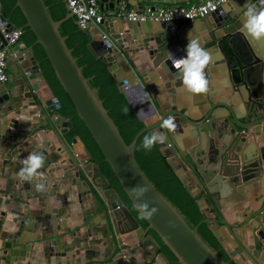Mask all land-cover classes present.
<instances>
[{
	"label": "water",
	"instance_id": "1",
	"mask_svg": "<svg viewBox=\"0 0 264 264\" xmlns=\"http://www.w3.org/2000/svg\"><path fill=\"white\" fill-rule=\"evenodd\" d=\"M97 1L101 9L106 11H113L120 2H129V0ZM136 1H140L136 4L140 10L143 6L142 2H146V5H154L153 3L157 0ZM161 1L180 3L187 0ZM247 3L255 5L258 9L264 8V0H247L244 6ZM15 6L20 8L26 19L25 24L19 28L22 31L25 28L31 30L35 41L27 50L28 55H20L18 66L19 77L22 80L21 89L14 91L7 86L0 87V118L11 111L20 117L24 115L25 105H28L39 113L53 111V119L64 120L69 128H72L70 121L59 114L60 103L44 78L34 55L33 46L39 44L62 88L69 96L77 116L96 142L131 204L147 222L146 226L141 224L119 193L109 186V180L98 163L92 161L86 147L88 162L81 161L83 164H80L78 159H68L69 165L67 168L64 166L63 170L57 168L45 172L47 166L58 159L54 154L47 155L45 166L40 170L44 173L42 183L49 185L45 192L54 191V196L62 200L64 205V201L72 199L69 196L74 192L73 175L77 177L76 183L80 185V188H77L78 194L82 190L81 185L87 184L84 190L86 195L95 200L98 211L102 213L101 221L95 224L90 222L89 226L102 227L109 235L110 246L105 263L145 264L152 261L160 248V242L152 234L151 231H153L176 256L179 264H229L200 234L199 225L206 223L211 235L221 248L227 250L228 256L234 259L235 264H264V189L260 194L261 189L258 184L259 179L264 175V42H249L241 33L244 6L233 13L232 10H227L221 5L217 12L209 15L212 20L210 22L212 26L209 28L210 37L198 39L204 48L214 38H218L215 44L206 48L210 49L209 52H217L222 48V38L223 44L229 45L230 53L226 55L227 50L219 51L222 59L219 61L211 59L209 66L205 69L209 80V91L207 94L198 95L195 103L200 110L195 116L186 111L189 103L190 107L192 106L189 99L190 93L181 88V77L167 56L168 53H171L174 58L186 56L187 43H184L182 38L188 35L185 28L186 26L191 28L192 22L178 20L175 23H167L151 19L136 22L125 18L104 19L97 30L106 33L105 40L95 34L96 30L92 32L91 28L82 29L90 35L87 49L91 55L105 62L120 91L143 120L144 127L128 144L98 97L97 88L91 87L89 79L83 75L82 67L77 64L76 58L65 42V37L59 31L60 24L69 18H73L77 24L68 6H65L67 13L59 20L52 18L44 0H15ZM132 6L135 8L134 4ZM207 18L197 19L206 22ZM4 20L0 12V22ZM145 23L147 24L144 25ZM124 25H126L125 30H123ZM13 28L15 26L7 21L6 31ZM213 29H219V31ZM0 38L3 39L1 31ZM3 41L6 43L5 40ZM129 51L132 53L129 54ZM148 60L152 65L148 64ZM223 62H226L229 71L234 72L231 77L234 89L242 92L240 98L237 96L239 93L234 94L238 100L221 101L214 99L211 95V92L216 93L211 88V73L215 72V65ZM158 66L160 69L152 73V67ZM123 69L125 72L122 74ZM165 69L169 71L168 74L164 72ZM240 86H243L245 91ZM132 88H137L139 91L138 98L129 94ZM156 112L160 114V118L155 117ZM169 116L175 119L176 131L173 133L166 129L165 143L156 144L159 152L166 158L174 174L191 196L193 194L189 190L190 184L187 180L190 179V175H193L200 189L195 197H201L208 205H214L211 212L215 217H211L208 214L209 206L204 207L201 202H198L202 220L195 226H190L181 211L156 188L134 155L139 136L145 131L153 133L163 131L161 122ZM7 131V128L0 127V139L3 134H7ZM186 134L191 138L186 142L187 148L181 150L178 137ZM15 136L20 139L23 137L20 131H17ZM256 136H259L261 140L257 143L258 150L250 148L242 154L243 144H246L249 138L255 140ZM11 148L10 146L9 149ZM15 152H11V155ZM176 154L189 167V171L171 160L172 156H177ZM5 159H9V156ZM18 165L20 169L22 164ZM91 172L93 175L89 179L93 178V183L85 176V173ZM21 183L24 182L21 181ZM67 183L68 186H66ZM134 187H137L138 191L139 188H147V191L143 196H137L131 191ZM32 189L36 194L41 193L34 187ZM243 189L261 199L259 206L251 208L240 222L229 223L224 216L223 220H219L215 211L223 213L220 202L222 192L230 190L241 193ZM60 190H64L63 198H60ZM77 198L78 209H82L81 203L85 199L82 200V194L77 195ZM36 200L39 210L34 217L37 223H42L44 227L53 220V215L56 217L58 212L62 213L57 209L61 206L60 204H51L48 201L43 205L41 196ZM242 202L243 200L237 206H240ZM144 203L148 205L145 211L157 209L150 218L141 215L140 205ZM41 204L48 210L43 209ZM31 205H29L30 209ZM37 205L35 204L33 209ZM22 216L15 230L11 229V232L3 230L2 221H0L1 264H21L26 257L33 259L28 254L31 248L30 243L39 240L40 237L27 233L33 231L35 223L30 221V217L24 211ZM55 222L59 223L58 220ZM170 223L174 226H170ZM250 224L252 225V242L245 244L239 237L238 230L244 231L243 226ZM140 249H150V253H146V258L142 261H138L134 256L135 251L140 252ZM237 254L242 257L240 262L235 259ZM159 255L164 260V264H171L164 253L161 252Z\"/></svg>",
	"mask_w": 264,
	"mask_h": 264
},
{
	"label": "crops",
	"instance_id": "2",
	"mask_svg": "<svg viewBox=\"0 0 264 264\" xmlns=\"http://www.w3.org/2000/svg\"><path fill=\"white\" fill-rule=\"evenodd\" d=\"M62 1L66 3V0ZM196 1L197 0H187L180 3H168L157 0L153 4L156 7L169 6L174 4H182L187 6ZM246 1L247 0H229L228 6L226 7L224 4L223 6L227 10H232V12L234 13L238 9H241ZM137 2L140 1L129 0V2L127 1L125 4L130 9L139 10L138 5H136ZM120 3H118V5ZM131 3L134 4L135 8H133ZM142 3V9L148 5H146V2ZM207 17L208 18L206 22H202L201 20L197 19L194 22L190 23L191 28L189 26H186L185 29L188 31V35L183 36L182 40L184 43L188 44L189 38H195L198 40L210 37L209 28L212 26L210 24L212 20L209 16ZM146 24L147 23H145L144 25ZM90 28L92 29V32L96 30L95 34L100 36L101 31L97 30V27L91 26ZM125 29L126 25L123 26V30ZM213 30L219 31V29ZM28 36L29 35L27 30H24L22 31V34L16 43L7 45L8 80L5 83H0V87L7 86L14 91H19V89H21L20 82L22 80L19 77L18 66L19 59L21 58L20 55H28L27 50L34 43L33 42L32 44L28 45L24 41ZM217 40L219 39L214 38L204 48L206 49L209 46L215 44ZM221 42L222 48H220L219 51L227 50L226 55H229V45L223 44L222 38ZM36 46L37 44L33 46L34 55ZM219 51H210L209 53L211 55V59H216L218 61L222 59ZM130 53L132 52L129 51V54ZM148 64L152 65L150 60H148ZM220 65H215V72L211 73V88L216 91V93L211 92V95H213L214 99H219L221 101L238 100L236 99V96H234V94L239 93L237 94V96H239L240 98V93L242 92L239 90H235L233 87L231 77L234 72L228 70L226 62H223ZM152 68V73L160 69L159 66ZM235 68L237 69V67ZM124 72L125 69L122 70V74ZM164 72L166 74L169 73L167 69H165ZM240 88L245 91L243 86H240ZM129 94L134 98L139 97V91L137 90V88H132ZM189 99L192 106L190 107L189 103V108H187L188 110L186 109V111H188V113L192 116H195L200 110L199 106H197V103H195L196 100H198V95H192L190 93ZM128 102L130 103L129 100ZM25 106L26 107L24 108V110L21 109L25 111L24 115H20V117L17 116L14 111H11L6 116L0 118V127H5L8 129L7 134H3L0 139V221H2L1 225L3 230H7L9 232H11V229L15 230V228L17 227L16 225H18V220L23 217V211L30 217V221L35 223L32 232H27V230H25V232L34 237L39 236L40 239L33 242L31 241L30 243L31 248L28 254L33 259L31 260V258L26 257L24 258V262H21V264H107L105 263V259L108 257V248L110 246L109 235L107 234V231L102 227L94 228L89 226L90 222L91 224H95L98 223V221H101L102 213L98 211L95 200L91 199L88 194L86 195V192L84 191L87 188L86 183H84V185H81L82 190L78 194L77 188L79 189L80 185L76 183L77 177L73 175L72 179L74 180V185H72V188H74V192H72V194L69 196V198L72 199H70V201H64L63 205V201H60L56 196H54V191L36 194L32 189V183L22 181L18 177V164H22V161L25 159V157L33 151H39L43 154H45L46 152L45 156L51 154L57 156V161L55 163H50L47 166L45 172H48L49 169L56 170L57 168H61L63 170L64 166L65 168H67V166L69 165V163L67 162L68 159H78L80 164H83L81 163V161L88 162L86 161L87 154L85 151L86 146L84 142L78 135H75L73 137L68 136L67 130L64 126V120L61 121V119H53V111H45L44 113H39V111H35L33 107L28 105ZM156 106L159 110L157 104ZM182 111H185V109H182ZM157 113L158 112H156L155 117L160 118V114ZM137 117L142 120L138 115ZM186 127H184V129H186ZM17 131H20L21 135H23L21 139L20 137L15 136ZM149 133L151 135L153 132L149 131ZM159 133L165 135L167 132L166 129L163 128V131ZM190 138L191 136L188 134L180 138L178 137V139L180 140L179 145L181 150L187 148L186 146H188V144L186 142ZM19 140L21 141L17 143ZM259 142H261L259 136H256L255 140L249 138L246 141V144H243L242 146V154L246 153L248 150H250V148H252V150H258L257 143ZM10 146L12 147L11 149H9ZM13 151L16 152L11 155V152ZM176 155L177 156H172L171 160L176 161L186 171H189V167L181 160L178 154ZM8 156L9 159H5L8 158ZM73 172L75 174V168L73 169ZM46 175H48V173H46ZM92 175V172L89 174L85 173L87 180L93 183V178L89 179L90 177H92ZM190 179L187 180L185 176V180H187L190 184L189 190L192 192L193 197H195L196 194H199L200 192L199 186L197 184L198 181L196 180V178H194L193 175H190ZM81 180L83 181L82 176ZM21 181L24 183H21ZM258 184L261 189L259 192L260 194H262V190L264 189V175L261 179H259ZM48 186L49 185H46V188ZM66 186H68V183ZM109 186L111 187V185ZM59 194H61L60 198H63V196L65 195L64 190H60ZM80 194H82V200L85 199V201L81 203L83 204L82 209H78L79 203L77 195ZM221 195V209L223 210L224 214L219 213L218 210L217 212L215 211V213L218 216L219 220H223L224 216V219L226 218L229 223L240 222L244 218L245 214L251 211V208L259 206L261 200L260 198L254 197V195H250V193L246 192L245 189H243L241 193H236L230 190L223 191ZM40 196L43 197V205L47 204L48 201L51 202V204L61 205L59 207L57 206V209L62 213L60 214V212H58L56 217L53 215V220L50 221L48 225H45V227L44 225H42V223H37V220L34 217L36 215V212L39 210V206L37 205L38 202H36V199ZM195 198L197 204L198 202H201L204 207L209 206V216L215 217V215H213L211 212L214 206L213 204L208 205L201 197ZM242 200V204L240 206H237V204ZM34 203L37 205L35 209H33V206L35 205ZM29 205H31V209L29 208ZM43 205L41 207L48 210L47 207L45 206L46 208H44ZM26 206L28 207L27 209L24 208ZM55 220H58L59 223H56ZM251 227L252 225L250 224L247 226H243V228H245L244 231L238 230V235L245 244H249L252 242ZM154 237L158 240L157 236L154 235ZM221 249L227 255L228 262L230 261L235 264L234 259L228 256L227 250L223 248ZM161 252L165 254L160 243V248L158 249L157 256L152 261L146 262L145 264H164V260L159 255V253ZM146 253L149 254L150 249H140V252L136 250L134 256L138 261H142L146 258ZM235 259L240 262L242 260V257L237 254L235 256Z\"/></svg>",
	"mask_w": 264,
	"mask_h": 264
},
{
	"label": "trees",
	"instance_id": "3",
	"mask_svg": "<svg viewBox=\"0 0 264 264\" xmlns=\"http://www.w3.org/2000/svg\"><path fill=\"white\" fill-rule=\"evenodd\" d=\"M44 2L48 6L54 20H59L67 13L65 7L66 3L62 0H44ZM0 4V12L5 20L16 28L22 27L25 24L26 19L20 8L15 6V0H0ZM25 30H27L29 36L26 37L24 41L30 45L35 41V36L28 28H25ZM59 31L61 35L65 37V42L71 49L72 55L76 58L77 64L82 67L83 75L89 79L91 87L97 88L98 97L102 100L103 106L108 111L109 116L114 121L124 141L127 144L130 143L135 134L144 127V123L137 117L133 107L130 105L125 95L120 91L115 78L107 69L105 62L101 58H94L88 51L87 44L90 41L89 33L80 29L77 24L74 23L73 18H69L62 22L59 26ZM35 55L44 78L60 103V108L58 109L59 114L64 119H68L72 125V128H69L67 122L64 123L68 136L73 137L78 135L82 139L91 155L92 161L98 163L102 172L109 180L111 187L119 193L123 201L130 207L133 214L139 218L141 224L146 226L147 222L142 219L135 207L131 204L130 199L123 191L119 181L105 161L96 142L82 120L77 116L69 96L62 88L46 54L39 44L36 46ZM145 136H150L149 131L142 133L135 144L134 155L138 164L148 178L154 183L156 188L181 211L189 225H197L202 220V215L199 211L196 198L186 191L178 177L174 174L166 158L159 152L157 145L150 151L142 147ZM198 229L204 239L218 251L222 259L228 262L227 255L222 251L215 238L211 235L207 228V224L201 223ZM151 232L157 236L153 231ZM157 238L168 260L171 261L172 264H179L172 251L163 244L158 236ZM228 263L234 264L230 261Z\"/></svg>",
	"mask_w": 264,
	"mask_h": 264
},
{
	"label": "clouds",
	"instance_id": "4",
	"mask_svg": "<svg viewBox=\"0 0 264 264\" xmlns=\"http://www.w3.org/2000/svg\"><path fill=\"white\" fill-rule=\"evenodd\" d=\"M222 3L227 7L229 0H222ZM240 31L249 42L264 41V8L258 9L255 5L247 3L241 17ZM167 56L172 61L173 67L178 71L181 77V86L185 91L192 95L208 93L209 80L205 69L210 64L211 55L197 39L189 38L186 46V56L174 58L171 53H168ZM161 127L174 133L177 127L174 117L169 116L163 119ZM166 139L167 137L164 134L154 132L150 136L144 137L142 147L150 151L156 144H164ZM45 161L46 156L42 152L33 151L22 161V166L17 173L20 180L32 183L34 189L41 193L46 191V185L41 182L44 173L40 171L44 168ZM131 191L137 196H143L147 188H139L138 191L137 187H134ZM147 208V203L140 205L141 215L150 218L157 209L152 208L150 211H145ZM170 226L174 225L170 223Z\"/></svg>",
	"mask_w": 264,
	"mask_h": 264
},
{
	"label": "built area",
	"instance_id": "5",
	"mask_svg": "<svg viewBox=\"0 0 264 264\" xmlns=\"http://www.w3.org/2000/svg\"><path fill=\"white\" fill-rule=\"evenodd\" d=\"M66 5L74 15L79 28L89 29L91 26H100L104 19L125 18L136 22L147 19L158 22L175 23L178 20L193 22L199 17H207L219 10L223 5L222 0H197L189 5L174 4L159 6L148 4L141 10H133L121 2L113 11L102 10L97 0H66ZM7 21L0 22V31L3 39L0 38V83L8 80L7 75V45L17 42L22 34L20 28H13L6 31ZM100 38L106 39V33L101 32ZM6 43H4V41Z\"/></svg>",
	"mask_w": 264,
	"mask_h": 264
}]
</instances>
